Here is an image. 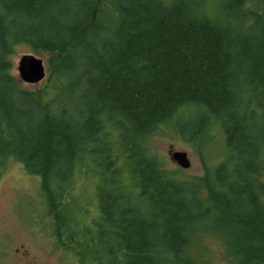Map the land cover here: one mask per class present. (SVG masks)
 <instances>
[{
    "label": "trees",
    "instance_id": "trees-1",
    "mask_svg": "<svg viewBox=\"0 0 264 264\" xmlns=\"http://www.w3.org/2000/svg\"><path fill=\"white\" fill-rule=\"evenodd\" d=\"M48 53L41 87L10 73L12 48ZM224 153L202 188L160 169L157 127ZM183 125L180 127L177 124ZM264 0H0V177L40 180L57 245L78 264L182 262L203 224L229 264H264ZM98 176L84 224L68 186Z\"/></svg>",
    "mask_w": 264,
    "mask_h": 264
},
{
    "label": "rangeland",
    "instance_id": "rangeland-1",
    "mask_svg": "<svg viewBox=\"0 0 264 264\" xmlns=\"http://www.w3.org/2000/svg\"><path fill=\"white\" fill-rule=\"evenodd\" d=\"M31 54L42 60L45 67L43 80L36 84L20 82L17 76V62L22 55ZM48 53L33 52L25 44L15 45L9 57L10 73L23 90H36L41 87L47 77ZM193 126L194 142L178 135L175 123L157 127L156 132L149 137L147 146L149 153L156 159L160 169L169 177L187 187L199 188L204 193L201 180L205 175V167L214 166L222 157V137L218 130L208 135V141L202 132L199 119ZM183 125L177 124L178 127ZM173 151L185 152L189 167L180 168L172 161ZM264 164V150L262 153ZM77 174L70 185L69 192L73 197V206L81 207L78 211L88 215L76 217L84 224L95 220L98 209L95 197V187L98 176L85 173ZM264 184V169L259 176ZM264 202V195L261 196ZM180 257L187 264H229L228 254L222 237L207 224L201 225L190 237L189 243ZM0 264H78L76 258L61 249L54 238L51 222L47 216L44 196L40 189L37 176L27 174L21 165L9 159L0 177ZM163 264H185L166 261Z\"/></svg>",
    "mask_w": 264,
    "mask_h": 264
},
{
    "label": "water",
    "instance_id": "water-1",
    "mask_svg": "<svg viewBox=\"0 0 264 264\" xmlns=\"http://www.w3.org/2000/svg\"><path fill=\"white\" fill-rule=\"evenodd\" d=\"M17 76L20 82L36 84L43 80L45 67L41 59L28 54L22 55L17 62ZM172 161L182 169L189 167V160L185 152L173 151L170 154Z\"/></svg>",
    "mask_w": 264,
    "mask_h": 264
}]
</instances>
